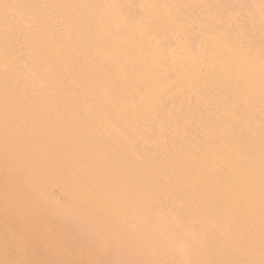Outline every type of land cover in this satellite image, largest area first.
Here are the masks:
<instances>
[{
  "label": "bare ground",
  "instance_id": "1",
  "mask_svg": "<svg viewBox=\"0 0 264 264\" xmlns=\"http://www.w3.org/2000/svg\"><path fill=\"white\" fill-rule=\"evenodd\" d=\"M17 1L16 8L27 15L0 25V86L13 90V84L29 99L0 93V147L6 146L5 155L25 153L41 163L0 167V192L15 198L2 208L8 215L0 216L3 234L15 240L12 250L20 249L19 231L26 228L22 217L17 230L6 226L11 212L24 204L49 203L46 192L57 187L67 192L72 206L80 204L79 220L86 196L102 208L127 194L126 203L139 199L132 208H143L148 217L141 225L131 222L133 230L125 237L133 236L142 252L148 245L158 248V237H166L157 262L139 257L132 264H264V0H179L173 12L158 16L156 5H146L147 21L132 19L134 0H125L110 12L121 27L116 34L103 22L109 9L105 0H97L96 15L85 0L78 5ZM250 5L249 15L245 6ZM52 6H59L58 19L66 28L72 32L77 24L79 33L45 38L46 11ZM169 19L176 22L163 31L168 39L158 38L160 20ZM87 24L97 28L90 51L80 49L76 40ZM177 39L182 42L174 43ZM89 63L98 72L80 69ZM73 75L79 79L71 80ZM36 84L47 95L41 100L34 96ZM90 86H97L101 96ZM177 96H182L177 111L186 108L187 115L169 109L164 116L180 122L175 133L148 126L143 141L135 136L133 118H145L142 123L149 125L166 109L165 100ZM48 165L71 171L75 179L58 185L63 173L46 170ZM15 178L19 184L35 182L40 190L28 185L38 191L28 197L20 188L5 189ZM106 188L111 194H104ZM104 218L113 225L112 218ZM160 224L168 226L166 233L157 230Z\"/></svg>",
  "mask_w": 264,
  "mask_h": 264
},
{
  "label": "rangeland",
  "instance_id": "2",
  "mask_svg": "<svg viewBox=\"0 0 264 264\" xmlns=\"http://www.w3.org/2000/svg\"><path fill=\"white\" fill-rule=\"evenodd\" d=\"M47 1L50 2L54 0H47ZM61 1L67 4H70V2L72 3L76 2V4L78 5L81 1H84V0H61ZM85 1L89 4L88 9L90 10V14L96 15L99 11V5L97 3V0H85ZM178 1L179 0H166V1H163V0H134V2L131 4L129 11L130 13H132V19L141 18V19H144V21H147L146 15H147L148 9L146 5H152V6L156 5L157 6L156 8L157 16H158V14L160 15L161 13L168 14L170 12H173V10L177 8ZM17 2H18L17 0L0 1V25H3L7 20H10L11 18L18 19L20 17H24L27 15L26 11L16 8L15 4ZM105 2L107 3L109 9L106 8L107 10L106 12H108V15L106 14L105 16H108V18L105 17L103 22H105L104 24H107V29L109 31L115 34L119 33L121 31V27L118 23L115 22L113 18H111L110 12L114 10L113 6L119 9L120 8L119 3H122V5L124 6L125 0H105ZM253 3L257 4L258 2L254 0ZM251 7H252L251 5L249 7L245 6V11L249 15L253 11ZM58 10H59V6L58 7L52 6V9H49V11H46L47 12V22H46L47 25L45 27H46L47 34L45 38L54 39L59 36L64 37V34L79 33V28L77 24L75 25L74 27L75 29L72 32H70L66 28V25H64V23L58 19V14H57ZM116 13L119 14L118 11H116ZM69 16H72V15L70 13H65V17L66 19H68L69 22L76 23L70 20ZM160 21L161 22H159L158 24L159 29L157 31L158 38L161 37V35L163 34V31L165 30L168 24L172 22H176V20H170V19L166 20L165 22L163 20H160ZM29 24L33 25L32 22H30ZM27 26L20 25L18 27L24 28ZM82 28H83V31L85 32L83 36L76 37V40L79 43H81L77 46L80 49L86 50L87 48V50L90 51V48L93 45H90V46L88 45L93 41V38L96 35V31H97L96 25L87 24L86 26H82ZM178 33L182 34V30ZM13 35H15V33H13ZM162 39L167 40L168 38L166 35L163 34ZM170 39H173V38H170ZM161 42L162 40H159L158 43H161ZM176 42H182V39H177L174 43ZM68 47L71 48L70 45H68ZM160 50H161V46H160ZM20 61L25 62V58H23ZM80 69L88 74H94L95 72H98L96 67L90 63L84 69L82 67ZM16 70H18V68H16ZM13 76H14V80L17 79L15 74ZM132 78L133 76H131V79ZM70 79L77 80L79 79V75H73L71 76ZM45 85L47 87L46 92L48 93L49 85L48 83H46ZM10 87H12L13 90H7L6 88H3L2 86H0V93H4L5 96H17L18 95L21 97L23 101L25 97L28 98L27 96H23L24 95L23 92L14 90V88L16 87L15 85L12 84L10 85ZM114 87L116 88L118 87V85ZM181 87H182V84H181ZM42 88L44 87L41 85V90ZM89 89L93 93H95L96 96H101V92L98 90L99 88L97 86H92V87L90 86ZM105 91L106 90H103V92ZM33 92H34V96L39 97V100H41L40 98H42V96H47L45 93V90H44L43 95L40 94L37 88V84L33 88ZM73 92L74 91H67V96L75 95ZM77 94L79 97L80 94L79 93ZM49 95L56 96V93L54 91H50ZM105 97L107 98L108 96H105ZM163 97L164 98L162 99H165L167 96H163ZM181 100H182V96H177L175 98H172L171 100H165L169 102L166 104L167 106L166 109L163 110V113L156 112L158 114L154 115V120L150 121L149 125L148 123L147 124L142 123V121L145 118L143 119L133 118L132 119L133 123L137 124V127H138V130H136L137 134L134 132L135 136L140 137V139H142L143 141L144 140L143 137H146V131L149 130V128H147L148 126H151L152 128L157 127L160 130H162L164 134H167V135H171L175 133L176 129L178 130L180 122L178 120H177L178 122L177 121L172 122L173 120H168L164 116L166 115V113H169L170 110H172L173 112L175 111V114H179V116L181 117H183L184 115L186 116L187 115L185 114L186 108H183L182 110L177 111L179 110L177 107L180 105ZM93 102H94V99H92L91 103ZM68 116L69 115L67 114V117ZM161 116L163 118H161ZM88 122H89L88 116H84L83 129L86 132H87V127H88ZM122 128H124V126H122ZM18 133L19 132L16 131L14 136L17 137ZM92 134L95 136V135H98V132L95 129H93ZM190 134L194 135V132H190ZM164 141L168 142L169 139L168 140L165 139ZM160 145H162V143ZM5 147L6 146H2V145L0 147V154H1L0 155V167H2L6 163L12 165L19 161L24 162L26 165L31 164L30 166L41 163L37 159L35 160V158H32L28 154H25V153L20 156V154H17L16 152L14 154L11 152L10 153L8 152L7 153L8 155H5L3 151ZM48 169L54 170V171L56 170L55 173L57 172L63 173L62 177L59 179L58 185L61 184V180H64V183L68 184V183H72L73 180L75 179L74 178L75 174L72 173L71 171L69 174L68 172L69 170H63L60 167H55L54 165H50V166L48 165L46 170ZM64 171H67V173ZM57 178H59V176H57ZM42 180H45L46 183L48 181L46 177H42ZM10 182L11 183L6 184L9 187H7L4 184L5 189H8V191H10L11 189V191L13 192L14 189L20 188L25 193H27L28 197H30L33 194V191H34L33 188L39 189L38 187H35V182L29 183L25 181V183H28L26 184L27 186L24 185L25 183L23 182L19 184L16 178L15 180L10 181ZM22 184L23 186H21ZM28 185L33 188L31 187L27 188ZM56 188L52 189L50 192H46V196H48L49 194L48 200L49 198L52 197L49 203L55 207V210L52 209L53 207L50 209V205H48L49 204L48 201L45 200V201L38 203L37 204L38 206L36 205L31 208H29L28 205L25 206V204L21 205L20 207H15V210L11 212L13 213V215L10 217L11 220L8 221L9 224L6 226H9L12 230H17L18 219L22 217L23 218L22 226H25L26 230L24 231L20 229L19 233L22 235V240H21L22 243H21L20 249L17 252H15L14 250H12L13 243L15 242V240L10 239L8 236L3 234V231H5L6 228L5 226H2L3 228L0 229V257H1L0 264H132L131 263L132 258L140 259L139 257H142L143 259H145L146 261L148 260L151 263L157 262V260L161 258V253L157 251L159 249H162V245H160V241L165 240L166 235H160L158 237V240H159L158 248L150 247L148 245L147 247L145 246L144 252H142V250L139 249L138 247L141 245L132 243L133 236L125 237L126 232L128 230L131 231V229L133 228V223L131 224V222L134 221V224L136 223V224L141 225L143 223L141 220L148 217V215L145 214V211L143 210V208L139 210L132 208V203L134 202L139 203V199L137 197H132L131 200H129L126 203L123 200H125L129 196V194H127L125 195L124 199L123 197H120V199L115 203L105 202L106 205L104 209L102 208V206L96 207L94 200L91 198L89 199V196H86L87 203L85 205L86 209H84L85 214L81 217L82 219L79 220V218H77V215L80 212V208H79L80 204L79 205L77 204L76 206L75 205L72 206L69 201L67 192L63 193V191L61 192L59 189H56ZM86 189L87 188L83 189L82 192L84 193ZM94 189L95 191H99L98 188L96 187ZM36 191L37 190H35L34 193H36ZM109 193L110 191L108 190L104 192V194H108V195ZM94 194H97V192H94ZM8 200L15 201V198L13 196H4L1 193L0 216L8 215V210L2 209ZM120 209L121 211H119ZM33 211H36V214H37L36 216H33L31 214V212ZM105 216H109L110 219L112 218V221L110 220V223H113V225L109 224V222L106 221V218H104ZM0 226H1V223H0ZM145 226H147V224ZM157 226H160L158 229L156 228L160 232L164 231V233H166L168 231V229H166V227L168 226L166 225L160 224ZM153 227L152 229H154L155 231L156 226H153ZM15 232H18V231H15ZM36 234H37V237H36ZM134 237L136 238L137 236L134 234ZM54 245L56 247H54ZM135 253H137L138 256L135 255Z\"/></svg>",
  "mask_w": 264,
  "mask_h": 264
}]
</instances>
